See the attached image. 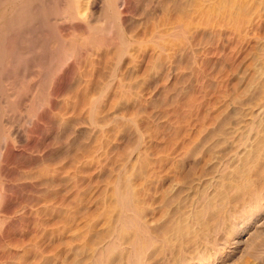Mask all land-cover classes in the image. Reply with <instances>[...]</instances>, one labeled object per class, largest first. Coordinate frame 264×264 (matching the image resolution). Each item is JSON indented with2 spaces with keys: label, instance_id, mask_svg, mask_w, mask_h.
Returning a JSON list of instances; mask_svg holds the SVG:
<instances>
[{
  "label": "rangeland",
  "instance_id": "obj_1",
  "mask_svg": "<svg viewBox=\"0 0 264 264\" xmlns=\"http://www.w3.org/2000/svg\"><path fill=\"white\" fill-rule=\"evenodd\" d=\"M126 187L132 264H264V0H0V264H81Z\"/></svg>",
  "mask_w": 264,
  "mask_h": 264
},
{
  "label": "bare ground",
  "instance_id": "obj_2",
  "mask_svg": "<svg viewBox=\"0 0 264 264\" xmlns=\"http://www.w3.org/2000/svg\"><path fill=\"white\" fill-rule=\"evenodd\" d=\"M148 188L141 190L142 192L140 191V194L138 192H135V190H133L132 188L130 189L127 187L124 188L123 192H121V190H119L118 192L117 190L116 193L118 194L119 202L125 201V203L123 204L130 212L132 211L133 214L127 215L126 213L125 214L120 213L117 220L112 221L111 219L113 223L110 222L111 225L109 224L110 226L108 228V231H106V233L104 234L102 233L103 235H101L98 238L96 243H94L93 245H88V248H87L88 256L85 257L84 262H81V264H112L113 257L114 258L118 257V259H120L119 262L117 260L118 264H132L134 261H138L136 260V257L138 258V256L141 255L140 253L145 252L146 254L151 243L153 244L151 239H153V228H154V227L152 228L151 226V220L148 219L149 215L153 216L151 214L152 210L150 211L149 206L146 205L147 201L145 202V200H147L145 199V196L149 197L151 195V188L150 189ZM137 195H140L139 198L141 197V195H144V198H142V200L145 199L144 200L145 203L139 202L138 201L139 198H137ZM148 205H149V202H148ZM122 210H126V209L123 208ZM121 220L124 221L125 224L127 223L128 226H126L127 224L120 225L119 223L121 222ZM141 257L142 256H140V259ZM191 259L193 260V258ZM187 261L188 260L184 258V259H181L180 263L189 264L190 262L187 263Z\"/></svg>",
  "mask_w": 264,
  "mask_h": 264
}]
</instances>
